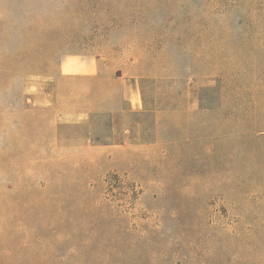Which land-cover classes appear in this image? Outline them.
<instances>
[{"label": "rangeland", "instance_id": "1", "mask_svg": "<svg viewBox=\"0 0 264 264\" xmlns=\"http://www.w3.org/2000/svg\"><path fill=\"white\" fill-rule=\"evenodd\" d=\"M0 264H264V0H0Z\"/></svg>", "mask_w": 264, "mask_h": 264}, {"label": "crops", "instance_id": "2", "mask_svg": "<svg viewBox=\"0 0 264 264\" xmlns=\"http://www.w3.org/2000/svg\"><path fill=\"white\" fill-rule=\"evenodd\" d=\"M58 74L59 76H66V77L76 76V77H82V78H87V79H93L99 75L98 61L97 59H95V61H93L92 59H88L87 61L86 60H69V61L62 60L59 65ZM132 92H133V95H135L134 86H132ZM125 100H126L125 107H123V110H122L125 113L135 114L141 108L140 104H138L137 95L134 96L135 102L128 101L129 99L127 98ZM90 114L91 113H89L87 117H90ZM129 131L130 130H126L125 133H128ZM131 136L127 137V139L132 140Z\"/></svg>", "mask_w": 264, "mask_h": 264}]
</instances>
